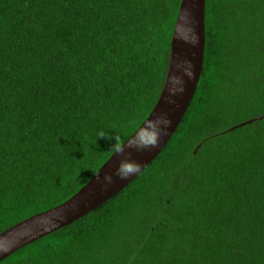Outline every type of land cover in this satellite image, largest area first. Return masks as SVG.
Here are the masks:
<instances>
[{"label":"trees","instance_id":"obj_1","mask_svg":"<svg viewBox=\"0 0 264 264\" xmlns=\"http://www.w3.org/2000/svg\"><path fill=\"white\" fill-rule=\"evenodd\" d=\"M180 1L0 0V233L77 192L149 115ZM204 22L159 154L0 264H264V117L237 126L264 114V0H205Z\"/></svg>","mask_w":264,"mask_h":264},{"label":"water","instance_id":"obj_2","mask_svg":"<svg viewBox=\"0 0 264 264\" xmlns=\"http://www.w3.org/2000/svg\"><path fill=\"white\" fill-rule=\"evenodd\" d=\"M204 15L205 0L180 1L171 38V52L164 86L149 115L77 192L60 204L27 217L2 231L0 261L14 251L73 223L104 204L136 178L159 154L185 114L200 77L205 44ZM263 117L264 114L259 115L237 126ZM149 121L155 122L161 132L158 145L128 147ZM164 121L171 123L165 125ZM124 160L138 162L141 165L139 172L127 179H121L116 175V169ZM97 172H100V179H97ZM105 173L112 175L111 183L103 179Z\"/></svg>","mask_w":264,"mask_h":264},{"label":"clouds","instance_id":"obj_3","mask_svg":"<svg viewBox=\"0 0 264 264\" xmlns=\"http://www.w3.org/2000/svg\"><path fill=\"white\" fill-rule=\"evenodd\" d=\"M165 125L171 123V121H164ZM160 130L157 129L155 122H146L144 130L136 137L133 142L128 144V147H156L159 142ZM99 137H107L114 141V145L116 143V137L112 135H106L101 133ZM138 141V142H137ZM120 152H123V148L120 149ZM141 165L138 162H132L128 160H124L121 162L119 167L116 169V175L121 179H127L130 175L136 174L139 172ZM97 179H100V172L96 173ZM103 179L109 183L112 182V175L109 173H105Z\"/></svg>","mask_w":264,"mask_h":264},{"label":"rangeland","instance_id":"obj_4","mask_svg":"<svg viewBox=\"0 0 264 264\" xmlns=\"http://www.w3.org/2000/svg\"><path fill=\"white\" fill-rule=\"evenodd\" d=\"M257 111H263V109H257ZM253 112H251V114H252ZM250 115V112H246L245 113V116H249ZM239 119H241L240 117L239 118H237V120H239Z\"/></svg>","mask_w":264,"mask_h":264}]
</instances>
